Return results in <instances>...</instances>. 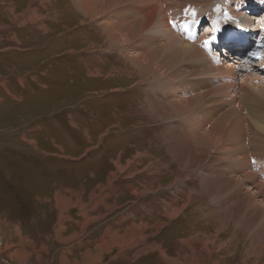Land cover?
<instances>
[{
  "label": "rangeland",
  "instance_id": "rangeland-1",
  "mask_svg": "<svg viewBox=\"0 0 264 264\" xmlns=\"http://www.w3.org/2000/svg\"><path fill=\"white\" fill-rule=\"evenodd\" d=\"M80 1L0 0V264H264V196L253 195L262 208L254 216L218 187L238 172L264 183V131L253 129L264 125V97L241 110L244 126L263 137L247 144L255 162L182 172L158 113L168 99L195 96L172 74L189 60L175 56L166 69L171 82L150 84L131 62L144 52L152 57L153 39L165 49L159 57L169 58L176 44L227 39L238 26L261 36L264 24L253 19H263L264 8L238 16L233 4L252 0H105L101 13V0H86L89 12ZM147 9L154 14L146 28L114 44L109 30L127 35L126 17L140 24ZM215 22L227 28L219 37L208 33ZM240 56L228 62L237 67ZM256 71L237 76L253 94L264 92V70ZM218 229L227 245L216 253L210 244Z\"/></svg>",
  "mask_w": 264,
  "mask_h": 264
},
{
  "label": "bare ground",
  "instance_id": "bare-ground-1",
  "mask_svg": "<svg viewBox=\"0 0 264 264\" xmlns=\"http://www.w3.org/2000/svg\"><path fill=\"white\" fill-rule=\"evenodd\" d=\"M81 1L83 3V6L89 12V9L90 10L92 9V5H88L86 0H81ZM101 1H102L101 4L98 5V9H100L99 12L102 13L105 9L104 7L106 6L107 2L105 0H101ZM140 1H143V0H140ZM177 1L184 2L187 0H177ZM189 1L193 4H202V5L206 4L207 2L206 0H189ZM227 1L228 0L226 1L224 0L223 3L226 4L228 3ZM114 3H118V1H114ZM256 3H258L256 2V0H252V2L250 3L252 5L251 6L249 4L247 5L246 3L241 5L242 3L235 2L233 4V7H231L229 11L232 14H235L238 16H242L241 15L242 13L240 12H243V16L250 15L251 13L256 12L254 10H261L264 8L263 7L264 0H259V4H256ZM256 6L257 7L259 6L260 8L257 9ZM153 9H147V10L141 11V13H144L146 15L144 16V20L141 21L140 24L136 23L135 21L136 19L129 20V18H131L130 15L129 17L127 16L126 19L130 23V26L128 27L127 30H131L133 28L127 35L124 34L122 36L123 34L121 32L122 29L116 28L117 26L113 27L112 31L109 30L111 34L110 36H111L112 42L114 44L117 43V45L118 44L123 45V43L130 42L131 40L133 41L132 39L134 37L133 34L137 32L136 28L137 29L146 28V21H149V20L152 21L153 14H154ZM169 20H168L167 27L172 26V24L169 26L170 24ZM253 20L256 22H259V25L261 23L264 24V16H263V19H260V21H258L259 19H253ZM103 21L106 22L105 20ZM100 25H102V23ZM147 25L149 24L147 23ZM237 26H234V27H237ZM249 27L250 25H246L245 27L241 26L240 28H243V31L239 33H238V30H241L239 26L234 29L237 31H232L231 36L233 37L229 41H224V43H228L225 52H227V49H230L233 47H235L236 49L239 48V50H241L240 48H246L247 46H249L248 39L249 37L253 36L252 35L253 33L251 32L253 29H250ZM134 29H135L134 33L131 34V32ZM219 29H220L219 25L217 24V22H215L210 25V30L209 32L208 31L207 32L209 34H216V36L219 37L220 36ZM220 30L223 33L226 31V29H223V30L220 29ZM261 32H262V35L264 36V29ZM214 41L220 42V40L218 39H215ZM258 41H260L264 47V37L262 39H259ZM142 44H146V43L143 42ZM147 45L151 48L153 52L152 57H150L149 55H146L145 52L141 53L142 55L138 53L140 55H137L135 58L131 59V62L138 65L141 76H142V80L150 81L149 84L151 83V80H153L154 82L158 80L159 81L165 80L168 83L171 82L170 79L168 80L166 78V73H167L166 69H169L171 65H174L175 67V64L172 61V59L175 56L178 58L179 56L180 58L185 57L189 60L188 66H185L184 68L180 70L176 68L178 71L172 74L176 76L178 75L180 80L179 82L177 81L178 82L177 84H180V83L182 84L180 87L181 89L183 86L184 88H191V91L196 92L195 96L188 100H185V99L172 100L173 98L170 96L172 99H168L166 101L167 103H162L163 111H160L158 113L160 119L164 122L163 123L164 135L166 132L170 133L166 138L168 150L174 151V158L178 160L179 165L181 164L180 166H181L182 172L185 170L191 171L192 169H200L203 164L205 165L207 164L209 166V164L213 165L215 163L220 162L221 160L222 161L226 160V161L243 162L245 160H251L252 158V161L255 162L254 161L255 158H253V156L250 153L247 154V150L249 152L248 145L249 146L253 145L256 138L259 137L261 140L263 137L261 138V136L256 135V133L252 135L251 132L249 131L250 127L248 126L249 124L247 122H246L247 125L244 126V121L241 118V116H243L241 110L243 107H247V105L249 106L253 102V100L263 105L262 101H260L259 98L264 97L262 94L264 92H259L257 91V89H255L257 92L253 94L251 92L252 90L250 91V89L248 90L245 87H240L239 83L237 82V76L240 75V73H246V72H248L247 74H250L251 72H255L257 68L264 70V64H259L258 65L259 67H256L257 64L250 65L248 63L247 56H244V57L240 56V59H239L240 62H238L239 65L236 67V66L231 65L230 62H228L229 59L233 60L230 57V55L221 56L220 54L221 56L220 57L217 53L212 52L210 50V47L206 46L205 44L200 45L198 43L196 45L194 44L184 45L181 43V44H178L179 46L176 44L173 46L175 48V51L170 55L169 58L167 56L165 57L162 56V58H160L159 57L161 55L160 53L165 52L164 51L165 49L164 50L161 49L160 41L158 42L155 39H153L152 42L151 41L148 42ZM157 54H158V57H157ZM153 56H155V59L153 58ZM198 59H201V60H198ZM258 63H260V61ZM159 72H164V75L162 76ZM196 72L200 73L199 80L192 81L190 78H192ZM237 72L238 74L236 75ZM210 75L216 78L210 79L211 78ZM171 76L173 77V75ZM187 78L190 79L191 81L187 80ZM205 78L209 79V83L206 82ZM239 87H240L241 92L238 91ZM151 88L154 90L155 86H152ZM238 93L242 94V95L240 94L243 100V101L241 100V103L238 101V96H239ZM148 103L155 107L157 106V102L155 101L154 97L149 96ZM167 120L171 121L170 123L166 122L169 125L165 123V121ZM253 126H254L253 129H256L255 132L261 131V130L264 131V125L258 126L255 123L253 124ZM261 148H260V151H262ZM253 154H255V152ZM257 156L258 155H256V157ZM209 168H211V166H209ZM241 174L242 172H238L236 176L232 178L228 176L229 178L225 179V181H223L222 184L220 183L219 186L217 184L215 185H217L218 187H221L223 185L222 187L226 189V191H229L230 197H228L229 198L228 201H230L232 204H236L240 208L241 207L246 208L247 210H249L250 215L256 216L258 212L259 213L262 212V208L259 209L260 207L255 203L256 201L255 202L253 201L254 200L253 195H260L262 197L264 196V183L260 182L261 180L258 181L257 180L258 177L254 173L246 172V173H243V175ZM220 232L221 231L219 229L216 231L215 233L216 235L214 236V239L213 241H211L212 243L210 244V246L216 249V253L220 252L227 245L226 243L218 239V234ZM214 244L216 245V248L214 247ZM15 253L18 257L19 256L21 257L24 255L23 250L16 251ZM209 254L211 255L210 252H208V255ZM243 260H244V263H247V259H243Z\"/></svg>",
  "mask_w": 264,
  "mask_h": 264
}]
</instances>
